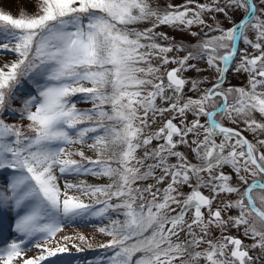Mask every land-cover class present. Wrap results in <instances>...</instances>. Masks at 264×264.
Here are the masks:
<instances>
[{"label": "snow or ice", "instance_id": "6c2138e0", "mask_svg": "<svg viewBox=\"0 0 264 264\" xmlns=\"http://www.w3.org/2000/svg\"><path fill=\"white\" fill-rule=\"evenodd\" d=\"M29 2L31 15L0 11V49L17 57L7 71L0 68V170L11 175L0 186V210L16 212L15 231L47 245L63 222L95 218L108 221L99 228L110 237L101 245L111 253L106 264H264V0H210L195 11L161 10L152 0ZM235 12L244 13L239 21L231 20ZM218 13L233 27L222 28ZM162 25L200 38L185 46L157 32ZM194 25L203 26L202 37ZM238 41L246 46L234 69L248 73L243 87L227 81L241 53ZM201 61L216 72L203 89L206 81L185 75L199 73ZM24 80L35 92L16 109ZM6 112L28 124L6 123ZM157 120L162 126L153 131ZM84 145L94 159L69 150ZM67 175L108 182L66 180L61 188ZM232 229L252 243L230 235ZM22 243L0 251V264H43L69 250L37 243L40 254L25 259Z\"/></svg>", "mask_w": 264, "mask_h": 264}, {"label": "rangeland", "instance_id": "374dc122", "mask_svg": "<svg viewBox=\"0 0 264 264\" xmlns=\"http://www.w3.org/2000/svg\"><path fill=\"white\" fill-rule=\"evenodd\" d=\"M154 7H160L161 10L166 11H173L175 10L173 7H167L165 8V5H171V6H178L179 10L183 11L184 5H187L189 9L197 10L196 5L198 4H207L210 2V0H152ZM0 11L4 12L5 14H11L14 18H19L21 13H25L28 15L34 14L35 12V6L34 3L29 2V0H0ZM191 15V13H190ZM232 21H239L241 17L244 15L243 12H235V13H229ZM204 19L209 23L213 24L214 21L212 18H210L209 14L204 15ZM215 19L219 20L220 26L224 29H229L233 27V24L230 22L229 19L224 18L223 14H216ZM141 29L145 27H151V23H145L141 24L139 26ZM201 27L203 26H193L191 31L193 32H199L200 36H203V32H201ZM157 32H162L167 34L169 37H174L177 42H182L185 44V46H191L194 45L200 37H192L188 34L186 31H180L178 29H174L170 26H160L156 28ZM204 31H207V29H204ZM219 33L213 32L211 35H218ZM253 33L249 32V37H253ZM161 43H166L165 41H161ZM244 43L241 41L240 55L237 56L235 59V62L232 64V69L228 73V81L234 83V85L238 87H243L247 85L248 82V73L244 71H235L234 69L239 65L240 63V56L244 54L243 50L245 49ZM248 52L255 53L254 49L248 48ZM174 53H171L169 55H173ZM258 55V53H255ZM182 55V53H181ZM5 57H11L13 58L11 61L4 63L2 62V59ZM16 55L12 52H9L7 50L0 49V68H4L5 71L8 69L5 68V64H10L11 62H14L16 60ZM169 69L174 67V65H168ZM199 68L201 71L197 73L196 71L185 73L188 77H196L201 80L206 81L203 85H201L202 89L206 87H211V82H214L216 78V72L214 69L207 68V65L204 61H201L199 64ZM187 90V89H186ZM35 88L34 85H31V88L29 92H24V89H21L17 94V99L13 101V108L19 109L21 107L20 100L27 96L29 93H34ZM188 95L192 96L193 98H196L197 93L189 92ZM74 100H78L79 97H74ZM77 107L80 109H87L91 108V104L89 103H77ZM167 115V114H166ZM257 119H262L259 114H256ZM170 118V117H169ZM4 119L5 122H9L10 124H17L21 126H26L28 124L27 120H21L18 116V113L15 112H6L4 113ZM194 119L193 115L191 113H188L187 115V121L191 122ZM175 123L179 124V120L174 121ZM200 122L203 124L205 122L204 117H200ZM8 123V124H9ZM222 123L225 126L236 128L237 125L230 123L228 120H223ZM162 126V123L160 120H157V123L152 126V130L155 131L159 127ZM240 128L243 129L244 125L241 124ZM246 137L252 141L253 140V134L248 131H243ZM30 134V133H26ZM202 138V137H201ZM189 140L193 139V137L189 136ZM162 142V141H160ZM219 142V139L217 140ZM157 141H153V144L150 147H154L157 145ZM69 150H83L85 155L88 157L95 158L94 152L88 149L87 145L84 146H76L75 148L69 149ZM179 150L181 152H184L188 155L189 160L192 162H196L194 154L191 152L190 149H188L186 146L181 145ZM138 154H142V152H138ZM74 159L79 160V156L73 157ZM174 162V161H172ZM225 172H231V169L227 166L224 169ZM57 175L59 173L57 172ZM11 178L10 170H0V186H3L6 182H8ZM69 183H79L81 180L86 181L88 184H103L107 183V178H98L93 176H87L82 175L79 178L73 177L71 175H67L65 177H61L59 179V184L61 188H63V185L65 181ZM237 183L235 176H233V184L235 185ZM167 181L165 182L166 186ZM191 189L185 188L184 192L190 193ZM205 195H208L207 190H202ZM69 194H75L73 192H70ZM232 199H235V194L231 197ZM85 202L87 201V198H84ZM215 208V204H214ZM231 215H236L237 212L234 210L230 213ZM17 218V214L14 211H10L7 209L0 210V251L7 248L12 242H21V246L25 249L23 252V257L25 259L29 257H34L36 255L40 254V249L36 248V244L39 243L41 247L47 246V247H55L59 243L60 245H67L68 246V252L72 253L74 258H70L66 256V253L58 254L57 257H50L49 259H52L53 262H50V264H81L78 261H74L75 257L80 256V258L85 259L86 263L93 264L96 261H99V257L103 259L104 255H102L99 251L103 249L101 245L107 244L110 240V237L101 233L99 231L100 227H104L107 225L108 221L105 220L101 222L98 219L95 218H79L75 219V222L72 220H68L63 222L62 230L58 232L54 239L49 241L47 245H45V242L43 239H40L39 237H21L20 234H18L15 231V220ZM232 236H239L241 239L244 240L245 244H251L252 241L244 238L240 231H237L236 229H232L229 233ZM216 236H219V231L217 230L215 232ZM83 237V239H81ZM75 245L76 247H73ZM77 247L81 249L80 251H83L82 253H79L80 251H77ZM102 251V250H101ZM80 254V255H77ZM111 255V253H109ZM107 256V255H106ZM68 257V258H65ZM79 259V258H78Z\"/></svg>", "mask_w": 264, "mask_h": 264}, {"label": "trees", "instance_id": "16d2710c", "mask_svg": "<svg viewBox=\"0 0 264 264\" xmlns=\"http://www.w3.org/2000/svg\"><path fill=\"white\" fill-rule=\"evenodd\" d=\"M12 59L13 58H11V57H5L2 59V62L7 63V62L11 61Z\"/></svg>", "mask_w": 264, "mask_h": 264}, {"label": "flooded vegetation", "instance_id": "af4514ba", "mask_svg": "<svg viewBox=\"0 0 264 264\" xmlns=\"http://www.w3.org/2000/svg\"><path fill=\"white\" fill-rule=\"evenodd\" d=\"M227 81H228V79H227ZM228 83L230 84V85H233V86H236V85H234V83H232V82H230V81H228ZM238 87V86H237ZM247 138V137H246ZM249 140V139H248ZM251 254V253H250Z\"/></svg>", "mask_w": 264, "mask_h": 264}, {"label": "water", "instance_id": "95a60500", "mask_svg": "<svg viewBox=\"0 0 264 264\" xmlns=\"http://www.w3.org/2000/svg\"><path fill=\"white\" fill-rule=\"evenodd\" d=\"M239 41L237 42V47H238Z\"/></svg>", "mask_w": 264, "mask_h": 264}]
</instances>
